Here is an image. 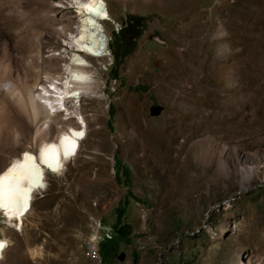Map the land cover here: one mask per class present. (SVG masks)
I'll use <instances>...</instances> for the list:
<instances>
[{"label":"rangeland","instance_id":"rangeland-1","mask_svg":"<svg viewBox=\"0 0 264 264\" xmlns=\"http://www.w3.org/2000/svg\"><path fill=\"white\" fill-rule=\"evenodd\" d=\"M76 1L0 0V81L10 66L63 85ZM103 2L105 55L86 58L76 106L88 138L59 175L45 171L22 229L0 213V264H87L100 220L102 264H158L167 247L160 264H264V0ZM117 35L134 39L115 63ZM149 36L164 45L147 49ZM4 112L0 171L35 151L41 125ZM61 118L46 137L75 125Z\"/></svg>","mask_w":264,"mask_h":264},{"label":"bare ground","instance_id":"bare-ground-1","mask_svg":"<svg viewBox=\"0 0 264 264\" xmlns=\"http://www.w3.org/2000/svg\"><path fill=\"white\" fill-rule=\"evenodd\" d=\"M75 4L79 26L76 35L71 37L73 52L68 64L61 68L67 74L63 85L56 82H49V86L40 84L37 75L15 79L10 76V66L4 67L6 77L0 81V93L4 97L1 110L7 113L12 110L32 125L41 122L36 129L35 151L23 150L0 171V213L8 224L19 229L31 212L34 195L47 187L45 171L59 175L64 164L79 155L81 142L88 138L87 122L76 106L90 83L86 58L101 59L105 55L100 21L109 20L110 15L103 0H77ZM89 7L92 11L88 10ZM42 57L38 47L36 58L42 60ZM56 116H61L62 120H74L75 125L58 130L53 137H46L51 127L49 120ZM14 127L17 131V126ZM242 170L243 186L251 172L246 165H242ZM6 246L7 243L0 239V258Z\"/></svg>","mask_w":264,"mask_h":264},{"label":"built area","instance_id":"built-area-1","mask_svg":"<svg viewBox=\"0 0 264 264\" xmlns=\"http://www.w3.org/2000/svg\"><path fill=\"white\" fill-rule=\"evenodd\" d=\"M102 228V222L90 221L89 229L85 231L83 238V247H86L87 264H102V259L98 250L99 230ZM104 235L109 236L110 231L104 228Z\"/></svg>","mask_w":264,"mask_h":264},{"label":"trees","instance_id":"trees-1","mask_svg":"<svg viewBox=\"0 0 264 264\" xmlns=\"http://www.w3.org/2000/svg\"><path fill=\"white\" fill-rule=\"evenodd\" d=\"M122 36L121 35H117L116 40H117V45H118V49H114L113 46L109 45L108 49L111 51L112 57H113V61L116 63L118 62L119 58L122 57L123 55L121 51V49H130L133 45L132 40L134 39V36L128 38L127 36H124L123 41L121 40ZM131 40V41H130ZM126 53V51L123 52V54Z\"/></svg>","mask_w":264,"mask_h":264},{"label":"water","instance_id":"water-1","mask_svg":"<svg viewBox=\"0 0 264 264\" xmlns=\"http://www.w3.org/2000/svg\"><path fill=\"white\" fill-rule=\"evenodd\" d=\"M147 42H148L147 49H149V47H162L164 45V43L161 40L157 39V37H155V36L147 37ZM159 111H160V109H159L158 106H152L149 109L150 115H157L159 113ZM42 166L45 167L44 165H42ZM167 249H168V247L166 249H164L163 251H161L160 255H161L162 252L166 251ZM160 255L158 257V261H159L158 264H160V262H161Z\"/></svg>","mask_w":264,"mask_h":264},{"label":"snow or ice","instance_id":"snow-or-ice-1","mask_svg":"<svg viewBox=\"0 0 264 264\" xmlns=\"http://www.w3.org/2000/svg\"><path fill=\"white\" fill-rule=\"evenodd\" d=\"M101 2H102V0H101ZM88 10H89V11H92V9H91L90 7L88 8ZM78 135H82V134H79V133H78ZM25 155H27V154H25Z\"/></svg>","mask_w":264,"mask_h":264}]
</instances>
